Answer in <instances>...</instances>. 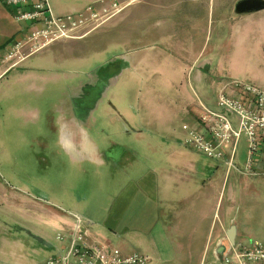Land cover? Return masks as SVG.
<instances>
[{"label":"rangeland","instance_id":"obj_1","mask_svg":"<svg viewBox=\"0 0 264 264\" xmlns=\"http://www.w3.org/2000/svg\"><path fill=\"white\" fill-rule=\"evenodd\" d=\"M53 1L66 13H76L94 0H50L54 7ZM70 1L76 6L71 7ZM220 1L137 0L143 9L130 13L128 19L146 24L140 37L107 45L106 33H101L107 32L106 21L82 40L59 47H50V43L4 71L0 75V204L1 196H32L60 199L63 204L59 205L75 210L82 196H89L90 202L91 196L100 193H119L120 168L135 175L130 162L142 149L139 135H156L163 125L181 128L178 113V124L157 119L162 111L175 110L176 105L167 101L183 102V106L191 102L193 107L201 100L215 107L208 74L200 87L195 78L198 70L207 67L208 59L212 66L219 65V53L228 61L224 66L231 74L226 75L227 81L264 89V13L236 47L241 19L235 13L244 10L232 6L233 10L218 14ZM9 9L0 2L4 38L16 35L21 27L14 18L16 23L7 22ZM139 30L133 26L130 32ZM219 30L223 34L218 49ZM244 44L248 50L240 55ZM7 45L1 46L5 53ZM244 151L242 138L239 156ZM116 157L119 160L114 162ZM242 161L239 157L238 162ZM258 190L264 196V183ZM244 193L254 196L250 183L245 184ZM252 239L264 245V226L244 237ZM46 255L41 249L32 264L43 262Z\"/></svg>","mask_w":264,"mask_h":264},{"label":"crops","instance_id":"obj_2","mask_svg":"<svg viewBox=\"0 0 264 264\" xmlns=\"http://www.w3.org/2000/svg\"><path fill=\"white\" fill-rule=\"evenodd\" d=\"M48 3L55 15L67 12L58 8L60 3L54 2V7L50 0ZM71 4V7L76 6L73 2ZM136 4L119 13L124 12L122 15L117 14L107 20V32H94L106 33L107 45L125 44L140 37L146 24H134L128 19L130 13L143 9ZM232 6L244 10L235 13L241 19L236 30L237 47L245 32L248 35L253 31L260 13H264V0H221L216 9L220 14L233 10ZM11 15V10L5 14L7 22L16 23ZM157 18L170 20V17ZM133 26L140 30L130 32ZM91 33L60 39L49 46L59 47L68 41L73 43ZM222 34V30L217 32L218 49ZM14 35L4 38L0 34V75L11 66L5 65V50L1 46L4 42L9 46ZM240 50V55L245 54L248 45L244 44ZM222 55L219 53V65L215 63L212 66L211 59H208L207 67L198 70L195 78L197 87H200L199 82L208 74L207 78L214 87L215 107L201 100L193 107H190L191 102L183 106V102L167 101L176 105L175 110L162 111L157 119L161 118L162 123L171 120L178 124L180 114L181 128H165L163 125L156 135L153 132L139 135L142 149L130 162L135 175H128L126 167L124 170L120 168L122 174L118 180L122 187L119 193L111 196L100 193L91 196L90 202L89 196H82L77 199L82 204L75 210L59 205L62 203L60 199L1 196L0 264H32L41 249L47 251V258L57 254L66 245L75 216L85 223L90 240L107 243L121 254H145L149 256L146 264H219L222 253L234 241L244 240L247 233L254 234L260 230L264 226V196H260L258 186L264 183L263 161L257 165L256 173L249 174L243 171L245 151L240 156L238 153L233 165L228 166V157L211 159L184 144L187 128L195 127L202 131L198 122L201 104L216 108L217 88L224 76L223 79H227L226 75H231L227 68L224 69L228 61L226 57L223 60ZM230 92L233 93L232 90ZM239 157L243 159L241 164ZM117 159L113 161L117 162ZM247 183H250L254 196L244 193ZM68 203L72 205V202ZM59 233L65 236L64 241L56 238Z\"/></svg>","mask_w":264,"mask_h":264},{"label":"built area","instance_id":"obj_3","mask_svg":"<svg viewBox=\"0 0 264 264\" xmlns=\"http://www.w3.org/2000/svg\"><path fill=\"white\" fill-rule=\"evenodd\" d=\"M137 0H96L76 12L55 15L48 0H0L21 23L5 53L11 66L50 43L83 36L119 14ZM222 82V81H221ZM234 91L236 94L231 93ZM201 130L186 129L184 144L204 156L224 160L232 166L240 140H245L243 171L256 173L264 163V89L227 79L216 91V108L201 104ZM59 233L56 238L64 241ZM149 256L137 252L121 254L107 243L90 240L79 216L67 242L59 252L39 264H146ZM219 264H264V245L256 239L234 241L222 253Z\"/></svg>","mask_w":264,"mask_h":264}]
</instances>
